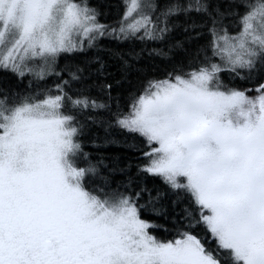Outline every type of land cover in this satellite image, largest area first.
I'll use <instances>...</instances> for the list:
<instances>
[{
  "label": "snow or ice",
  "instance_id": "snow-or-ice-1",
  "mask_svg": "<svg viewBox=\"0 0 264 264\" xmlns=\"http://www.w3.org/2000/svg\"><path fill=\"white\" fill-rule=\"evenodd\" d=\"M102 15L0 0V264H264V0Z\"/></svg>",
  "mask_w": 264,
  "mask_h": 264
},
{
  "label": "trees",
  "instance_id": "trees-1",
  "mask_svg": "<svg viewBox=\"0 0 264 264\" xmlns=\"http://www.w3.org/2000/svg\"><path fill=\"white\" fill-rule=\"evenodd\" d=\"M124 2L125 0H92L93 4L96 5H101L102 6V11L104 15L100 17L101 23L105 24H115L118 19L123 14L124 11ZM104 43L105 44H110V43H115L114 41H111L110 38L105 37ZM61 63H63V60H61ZM151 63H154L155 65H158L160 67H163V61L160 58H155ZM33 77L31 76H26L22 81L18 80V78L9 73L7 75L0 73V87H8V88H19L23 89L28 85L29 80H32ZM41 87H44L45 84L48 86H53L52 85V78L49 77L47 78L46 81L39 82ZM98 134L100 136H103V132L99 131ZM113 138L117 139L118 141H123L124 139H127L129 143L133 142L131 137H126L125 134L121 133L119 130H114L113 131ZM138 143V141H137ZM86 150H91L90 148ZM106 154L110 155H119L121 157V161L123 163L124 159L127 157H135L138 155V153L132 151L131 149L123 146V144H116V145H109L106 148L102 149ZM135 169H133V172ZM117 179L120 177L117 176ZM149 186H151V179L149 178L148 180ZM157 184H159L162 188L164 187L162 182L157 180ZM153 235H156L160 239L166 238V234L162 230H156L152 232ZM171 238V237H167Z\"/></svg>",
  "mask_w": 264,
  "mask_h": 264
}]
</instances>
